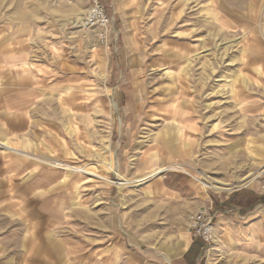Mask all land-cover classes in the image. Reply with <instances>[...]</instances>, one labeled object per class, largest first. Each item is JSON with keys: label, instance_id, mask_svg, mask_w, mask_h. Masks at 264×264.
I'll return each instance as SVG.
<instances>
[{"label": "rangeland", "instance_id": "1", "mask_svg": "<svg viewBox=\"0 0 264 264\" xmlns=\"http://www.w3.org/2000/svg\"><path fill=\"white\" fill-rule=\"evenodd\" d=\"M101 1L112 46L81 24L88 0H0V84L19 73L34 98L10 151L50 173L34 236L26 206H0L7 249L49 247L0 258L107 264L128 247L168 263L206 210L215 241L190 260L264 264V0Z\"/></svg>", "mask_w": 264, "mask_h": 264}, {"label": "crops", "instance_id": "2", "mask_svg": "<svg viewBox=\"0 0 264 264\" xmlns=\"http://www.w3.org/2000/svg\"><path fill=\"white\" fill-rule=\"evenodd\" d=\"M257 1V0H255ZM254 2V0H253ZM255 4V3H254ZM253 4V6H254ZM255 9V6H254ZM18 76L15 74V83H9V84H0V139H4L5 141H0V206L1 211L4 212L6 216H9V220H13L14 215V204H21V206H26V213L22 214L26 217V219L32 220V227L27 229L25 231V236H34L36 232L35 228V214L33 212L32 206L35 201V192L37 188H40V181L42 180V177L45 179V177L50 176L49 171L42 172L41 175L36 176V168L32 165H25L20 164L18 160L16 159V155H19V153L10 151L14 150L13 148H16L22 151V144L19 143V125L22 126V131H26L28 120L26 115H20L21 112L25 111V108L28 107L29 102H33L34 98L31 96H28L26 92H23L22 89H20L19 85V73H17ZM2 75V74H1ZM12 80V79H11ZM8 142V143H6ZM13 147V148H12ZM4 148V149H3ZM6 149V150H5ZM94 166H91V168H87V170H91ZM65 170L67 172H74L75 170L69 167H66ZM20 172L26 173L24 176V180L22 183H20L18 186L15 184L18 183L17 176H19ZM15 188H22L25 189L26 192L23 195L22 194H16L14 192ZM5 206V207H4ZM8 217V218H9ZM40 220V218H37ZM44 220V219H42ZM39 222H37L38 224ZM40 235L44 236L42 232L39 233ZM26 239V242H21L18 247L7 249L6 247H13L10 244H2L0 242V247L4 249H0L2 252L4 251H17V252H34V247H49L46 243H41L39 245H35L33 241ZM193 244V240L191 243H185L183 247H186L183 249V252L181 255H179L178 258L172 259L170 262H163L162 259H159L160 256H155V261L149 262L147 258V254H142L141 250L136 249H130L128 247H112L111 252L113 253L112 258H110L107 264H196V262L190 260V256L187 255L188 251L190 250L191 246ZM34 255H27L24 258L18 256V257H12L7 256L0 258V264H51L50 259H42V260H34L32 258ZM76 261V260H75ZM66 264L67 262L64 260H60L58 264Z\"/></svg>", "mask_w": 264, "mask_h": 264}, {"label": "built area", "instance_id": "3", "mask_svg": "<svg viewBox=\"0 0 264 264\" xmlns=\"http://www.w3.org/2000/svg\"><path fill=\"white\" fill-rule=\"evenodd\" d=\"M89 6L81 24L95 34L98 44L112 46L117 40L113 32V17L101 0H88ZM213 215L210 211L201 210L192 217L191 230L194 239H201L206 245L215 241Z\"/></svg>", "mask_w": 264, "mask_h": 264}, {"label": "trees", "instance_id": "4", "mask_svg": "<svg viewBox=\"0 0 264 264\" xmlns=\"http://www.w3.org/2000/svg\"><path fill=\"white\" fill-rule=\"evenodd\" d=\"M236 197H237V195L233 196V198L231 199V203H233V201L235 200ZM252 197L254 200H263L262 198H259L258 196L254 195V194L252 195ZM206 248H207L206 244L201 239H195V242L191 246V248L188 251V253L186 254V256L191 255L193 253H194V255H195V253L201 254Z\"/></svg>", "mask_w": 264, "mask_h": 264}, {"label": "bare ground", "instance_id": "5", "mask_svg": "<svg viewBox=\"0 0 264 264\" xmlns=\"http://www.w3.org/2000/svg\"><path fill=\"white\" fill-rule=\"evenodd\" d=\"M212 181L216 183V181H214V180H212ZM218 182H219V181H218ZM218 182H217L216 184H219ZM220 184H222V183H220ZM227 186H228V185H227Z\"/></svg>", "mask_w": 264, "mask_h": 264}]
</instances>
